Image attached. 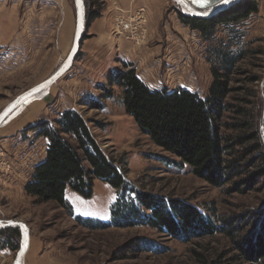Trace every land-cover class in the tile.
Wrapping results in <instances>:
<instances>
[{"label": "rangeland", "instance_id": "rangeland-1", "mask_svg": "<svg viewBox=\"0 0 264 264\" xmlns=\"http://www.w3.org/2000/svg\"><path fill=\"white\" fill-rule=\"evenodd\" d=\"M64 1L65 11H71L76 28L75 2ZM253 1L256 13H250L231 27L216 25L207 37L189 26H185V36L175 28L167 29L163 36H168L169 39L164 40L171 48L158 46L157 50L148 40L145 10L129 11L112 2L109 33L113 45L110 54L99 62L91 56L87 60L83 57L82 42L92 37L87 34L89 25H85L83 10L85 38L82 37L68 70L50 86L25 100L0 124V220L22 222L28 227L29 245L22 264H199L192 250L201 251L208 258L226 254V259L233 257L238 263L235 241L242 238L256 243L263 241L264 181L258 179L253 189L236 191L231 181L218 186L196 177L187 164L162 151L139 130L126 112L122 88L111 81L114 72L124 71V66L129 65L153 89L181 87L207 96L212 83V66L221 62L213 53L215 48L228 47L231 52L241 48L247 52L259 49L262 53L258 56H247L237 62L239 70L230 85L238 90L230 92L228 101L245 97L248 89L262 99L258 117L260 135L264 106L261 86L264 0ZM83 2L84 6L88 3L91 10L98 9V16L101 15L102 0ZM119 9L123 10L121 13L125 11L124 18L131 25L116 32L117 20L123 16ZM177 11H180L177 3L167 0L163 18L170 12L178 17ZM60 14L59 4L53 2L0 0V25L6 26L4 29L9 35L5 44L21 45L0 47V113L24 91L50 77L66 59L75 28L69 33L68 28L65 29L67 20L62 18L61 22ZM235 36H240L238 41ZM67 41L71 45L67 46ZM120 41L126 44V49H122ZM59 53L63 55L59 57ZM250 77L258 80L247 79ZM93 103L98 108H92ZM69 109L83 117L100 149L121 165L128 186L165 199L186 201L207 214L215 209L213 217L218 226L223 227L228 221L237 228L234 240L218 232L210 238L195 237L181 242L147 226L98 227V224L111 222V207L117 198V190L105 181L94 180L89 197L66 190L64 205L55 201L40 202L26 194L24 187L34 166L45 158L47 144L32 127L43 121L55 124L57 116ZM261 142L263 144L262 139ZM139 238L144 239L143 242L137 241ZM136 241L139 244L133 247ZM20 243L21 232L19 246ZM17 250H0V264H14ZM239 263L253 264L245 260Z\"/></svg>", "mask_w": 264, "mask_h": 264}, {"label": "trees", "instance_id": "trees-1", "mask_svg": "<svg viewBox=\"0 0 264 264\" xmlns=\"http://www.w3.org/2000/svg\"><path fill=\"white\" fill-rule=\"evenodd\" d=\"M252 2L240 0L212 18L188 17L177 11L178 18L184 26L199 30L207 37L216 25L231 27L250 13H256ZM84 10L88 26L99 11L91 10L88 3ZM213 53L221 62L212 66V83L207 96L181 87L153 89L129 65L124 66V71L114 72L111 81L122 88L127 114L155 146L187 164L192 174L209 184L220 186L231 181L236 191L253 189L258 179L264 181V146L258 123L262 99L251 89L235 102L228 101V96L237 89L230 85L239 70L237 62L262 52L259 49L247 52L242 48L231 52L228 47H219ZM247 79L258 80L257 77ZM92 108L98 105L93 103ZM32 128L47 140L45 158L34 166L24 187L25 193L36 200L64 205L66 190L89 197L93 181L99 180L116 189L117 198L111 207V222L98 224V227L147 226L181 242L195 237L210 238L218 232L232 238L236 233L237 228L228 221L223 227L215 223V209L207 214L186 201L165 199L128 186L121 165L100 149L78 112L65 110L57 116L55 124L43 121ZM241 176L242 179L233 181ZM19 241L18 227L0 230V250L16 251ZM137 241L133 247L139 244ZM235 245L239 252L238 263L233 257L226 259V254L208 258L203 252L192 250V255L199 264H240L242 260L264 264V239L256 243L242 238L235 241Z\"/></svg>", "mask_w": 264, "mask_h": 264}, {"label": "crops", "instance_id": "crops-1", "mask_svg": "<svg viewBox=\"0 0 264 264\" xmlns=\"http://www.w3.org/2000/svg\"><path fill=\"white\" fill-rule=\"evenodd\" d=\"M21 0H13V2H19ZM103 1V9L101 12V15L94 18L92 22L89 24L87 28V34H90L92 37L85 39L82 45L83 52L85 54L83 55L84 59H88L89 56L93 57L96 62L104 60L109 54H110V48L113 45V39L110 37L109 30L112 26V20H113V13L111 10V3H116L118 6H122L125 8V10L134 11L138 8H143L145 10V15L147 17L146 21V27L148 29L149 33V41L150 44L154 46V48L157 50L159 49L158 46H161L160 48L163 49V47L170 45L167 44V42L164 39L168 36H163L164 33H167V29L175 28L182 36L186 34L187 27H185L183 24L180 23L177 15L174 12H170L168 15L164 16V9L167 4V0H102ZM193 6H195L199 10H204L200 7L198 3L195 2V0H188ZM39 2L46 3H57L59 4V10L61 12L60 14V21L67 20L65 23V29L68 28V32L71 29L75 28V20L74 16L70 14L71 11L66 12L64 7V0H39ZM53 5V4H52ZM215 5V4H213ZM212 5V6H213ZM15 6H12V9H14ZM2 28L0 30V47L8 46V43L5 44L6 41H8V30H5L3 25H0ZM70 33V32H69ZM175 37V36H174ZM171 38V37H170ZM175 38L181 39L180 37L176 36ZM121 42V41H120ZM154 42V43H153ZM165 42V43H164ZM166 44V45H165ZM11 46L8 47H18L21 45L16 43L9 44ZM67 46L71 45L70 42L68 44V41L66 43ZM178 46V45H177ZM182 46V44H181ZM122 49H126V44L124 42H121ZM12 49V48H11ZM70 49V48H68ZM69 51V50H68ZM68 53V52H67ZM63 54L59 53V57H61ZM25 66V63H23ZM96 65V64H95ZM46 142V141H44Z\"/></svg>", "mask_w": 264, "mask_h": 264}, {"label": "water", "instance_id": "water-1", "mask_svg": "<svg viewBox=\"0 0 264 264\" xmlns=\"http://www.w3.org/2000/svg\"><path fill=\"white\" fill-rule=\"evenodd\" d=\"M174 1L177 3L180 9V12L185 16L196 17V18H212L226 11L232 5L237 3L239 0H232V2L228 4L221 3L219 6H216L211 11H208V14L206 15L203 14L204 12L199 11L198 9L193 7L186 0H174ZM74 2H75V8H76V28H75L73 43H72L70 52L68 53L66 59L64 60L62 65L50 77H48L43 82L35 85L34 87H31L30 89L24 91L15 100L9 103L6 106V108L0 113V124L25 100L39 93L40 91H42L43 89L47 88L52 83H54L57 79H59L68 70V68L72 64L77 54V51L79 50L80 43L82 41L83 20H84L83 19V10H84L83 0H74ZM217 7H219V10H217ZM261 86L263 89V105H264V77H263ZM260 136H261V139L264 145V106H263V114H262V119H261V124H260ZM14 227H18L21 232V243H20L19 249L16 252L14 264H22V258L29 245V229L26 226V224L22 222H16L12 220H6V221L0 220V229L14 228Z\"/></svg>", "mask_w": 264, "mask_h": 264}, {"label": "snow or ice", "instance_id": "snow-or-ice-1", "mask_svg": "<svg viewBox=\"0 0 264 264\" xmlns=\"http://www.w3.org/2000/svg\"><path fill=\"white\" fill-rule=\"evenodd\" d=\"M196 3L200 5L201 8L205 9L203 14H208V9L212 7L213 4H216L219 6L221 3L228 4L232 2V0H195ZM217 10H219V7H217Z\"/></svg>", "mask_w": 264, "mask_h": 264}, {"label": "built area", "instance_id": "built-area-1", "mask_svg": "<svg viewBox=\"0 0 264 264\" xmlns=\"http://www.w3.org/2000/svg\"><path fill=\"white\" fill-rule=\"evenodd\" d=\"M121 11H123L122 9L120 10L119 9V14H121V15H123V16H121V18L123 17V19H121V18H119L118 20H117V25H116V28L117 29H115L116 30V32H118V29H120L121 27L122 28H126V27H129L131 24L129 23L130 21L128 20V21H126V19L124 18V13H125V11H124V13H121ZM122 20H123V22H122ZM132 37H136V36H134V35H132Z\"/></svg>", "mask_w": 264, "mask_h": 264}]
</instances>
